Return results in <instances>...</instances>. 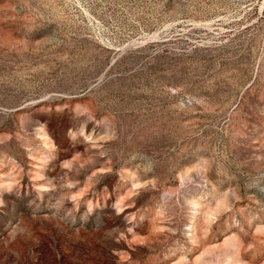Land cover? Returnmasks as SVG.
I'll return each instance as SVG.
<instances>
[{
	"label": "rangeland",
	"instance_id": "374dc122",
	"mask_svg": "<svg viewBox=\"0 0 264 264\" xmlns=\"http://www.w3.org/2000/svg\"><path fill=\"white\" fill-rule=\"evenodd\" d=\"M0 264H264V0H0Z\"/></svg>",
	"mask_w": 264,
	"mask_h": 264
}]
</instances>
